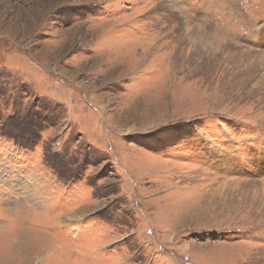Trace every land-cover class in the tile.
<instances>
[{
  "label": "rangeland",
  "instance_id": "obj_1",
  "mask_svg": "<svg viewBox=\"0 0 264 264\" xmlns=\"http://www.w3.org/2000/svg\"><path fill=\"white\" fill-rule=\"evenodd\" d=\"M0 264H264V0H0Z\"/></svg>",
  "mask_w": 264,
  "mask_h": 264
},
{
  "label": "bare ground",
  "instance_id": "obj_2",
  "mask_svg": "<svg viewBox=\"0 0 264 264\" xmlns=\"http://www.w3.org/2000/svg\"><path fill=\"white\" fill-rule=\"evenodd\" d=\"M162 4V3H161ZM164 4V3H163ZM164 7V6H163ZM162 7V8H163ZM171 7H169V6H165L164 8H163V10H169ZM178 38V37H177ZM182 39H183V37L181 36V35H179V41H182ZM218 46V45H217ZM220 46V45H219ZM222 47V46H221ZM217 49H219V47H217ZM213 60V59H212ZM209 69V62H208V60H203V62L197 67V69H196V71H198V73H199V70H201V71H207ZM253 70V69H252ZM253 77V76H252ZM252 79V78H251ZM246 82V81H245Z\"/></svg>",
  "mask_w": 264,
  "mask_h": 264
}]
</instances>
